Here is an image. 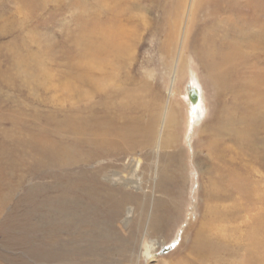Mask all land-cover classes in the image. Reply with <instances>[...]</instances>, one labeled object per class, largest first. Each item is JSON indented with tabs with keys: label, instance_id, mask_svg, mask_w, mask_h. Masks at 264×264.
Segmentation results:
<instances>
[{
	"label": "rangeland",
	"instance_id": "rangeland-1",
	"mask_svg": "<svg viewBox=\"0 0 264 264\" xmlns=\"http://www.w3.org/2000/svg\"><path fill=\"white\" fill-rule=\"evenodd\" d=\"M193 2L0 0V149L8 153L9 162L10 155L15 153L20 162L27 159L23 167L10 170L4 187L0 204V264H264V169L259 168L253 175L255 171L252 172L250 167L243 168L245 180L260 189L258 196L254 194L255 205L249 196H242L239 201L238 196L228 200L206 199L209 180L207 176H201V171L211 165V158L209 160L206 137L201 131L204 121L212 118L214 106L212 90L202 74L203 70L192 54L184 50ZM248 2L255 8L264 4V0ZM122 27L130 32L129 40L133 43L130 51L120 57L109 56L107 52L110 49H106L102 58L107 63L105 74L99 80L96 73L86 82L83 53L89 37L97 35L93 38L95 41L102 38L98 35L101 29L113 32L111 30ZM172 27L178 35L173 53L164 46L169 34L174 33ZM254 29H258V25ZM133 80H140L139 84L146 81L161 93L162 109L158 112L156 125V138L161 146L135 153L142 159L141 168L137 171H140V183L126 182L122 185L102 178L110 181L112 186H123L136 197L135 200L127 199L124 205L115 203L123 209L113 221L120 242L107 240L97 251L81 250L73 242L70 243L71 248H67L68 242H63L58 250L65 248L59 256L64 260H56L58 257L51 261L36 258L34 246L39 243L44 249H55L56 240L52 238L58 236V232L54 231L53 225L49 228L47 222L43 228L38 226V230V223L30 227H25V224L37 219L39 223L41 219L48 221L44 218L51 208V193L55 191L52 183H47L57 178V187H60L63 174L70 172V167H65L66 161L62 159L43 167L36 153L37 138H41L40 133H45L49 123L55 126L65 118L76 116L86 100L93 102V99H99L94 94L97 85L103 91L110 90L114 100L120 101L125 87ZM196 86L201 89L199 100L202 93L206 106L204 117L197 123L191 120V94ZM137 95V92L131 95V100L134 101ZM170 100L171 106H177L179 119L171 127L177 132L176 142L172 145L167 141L170 128L167 127L166 104ZM229 141L216 138L218 152L215 164L222 161L220 165L224 166L222 158L227 151L222 150V143L227 146ZM174 149L180 152L175 151L180 156L181 165L174 170V178L168 177L167 181L160 182V163L167 162ZM149 164L152 169H149ZM124 168L109 164L107 171L112 174L121 170L126 178L128 171L125 172ZM45 175H49L48 178ZM37 187L36 195L40 191L38 199L34 198L30 203ZM252 187L245 191H252ZM47 188L49 190L45 192ZM35 203L42 205L38 215L32 218L23 216ZM57 206L63 207L65 203L60 201ZM156 209L167 214V222L158 232L153 230L152 224ZM259 213L262 214L260 230L253 233L250 225ZM101 218L107 222L111 220L110 215H101ZM203 235L217 247L211 258L197 255V242ZM152 243V254L147 255L146 245Z\"/></svg>",
	"mask_w": 264,
	"mask_h": 264
},
{
	"label": "bare ground",
	"instance_id": "bare-ground-1",
	"mask_svg": "<svg viewBox=\"0 0 264 264\" xmlns=\"http://www.w3.org/2000/svg\"><path fill=\"white\" fill-rule=\"evenodd\" d=\"M193 1L192 19L186 31L185 38L188 40H185L184 50L192 54L197 65L203 70L202 74L205 75V80L212 90L214 106L212 118L204 121L201 131L204 133L203 137H206L207 154H210L206 155L209 160L211 158V165H208L206 170L201 169V176H207L209 180L206 199L208 201L228 200L230 197L238 196L237 201H239L243 199L240 197L249 196L253 200L252 205H255V196L259 195L260 189L253 182L245 180L243 168L250 167L252 172L255 171L253 175L257 170L259 171V168L264 169V4L261 8H255L250 7L248 0ZM257 25L258 29H254ZM111 31L113 32L103 28L98 34L102 38L93 41V38L97 36L94 35L86 42L83 53L86 82H89V77L95 76L96 73L99 80L105 74L107 63L105 64L102 58L106 49H110L107 52L109 56L113 54L121 57L133 46L129 40L130 32L125 27ZM172 32L174 37L170 33L167 43L164 41V46L173 53V46L178 35H175L173 27ZM168 62L170 64V60ZM182 63L185 62L182 61ZM139 81L129 82L120 101L114 100L110 90L103 91L97 85L94 94L99 99H93L95 100L93 102L86 100L82 110L76 116L65 118L55 126L49 123L46 131L44 130L45 133H40L41 138H37L36 153L43 167H49L56 160L62 159L66 161L65 167H70L68 168L70 172L63 174L60 187H57V178L47 183L49 185L52 183V190L55 191L51 193L53 198L49 204L51 208L44 218L48 221L41 219L44 222L40 220L39 223L37 219L38 221H29L25 224V227H30L38 223L36 226L38 230V226L43 228L47 222L49 228L53 225L54 231L58 232V236L52 238L56 240L54 247L52 244L55 249L50 250V247L44 249L45 247L43 248L39 243L34 246L33 253L36 258L51 261L58 257L56 260H64V257L59 256H62L61 252L65 248L58 250L63 242H68L67 248H71L70 243L73 242L84 251H97L103 242L110 239L120 242L113 221L119 217V214L121 215L123 209L121 210V206L118 208L115 203L121 202L124 205L127 199L135 200L136 197L124 190L126 188L123 189L121 185L112 186L108 180L122 185L126 182L140 183V171H137L141 168L142 159L135 153L161 146L156 138V125L159 121L157 116L162 109L161 97H159L161 93L156 88L154 90L150 87L146 81L142 84H139ZM194 81L199 82L197 78H194ZM136 92L138 95L132 101L130 96ZM199 92L201 89L196 86L191 94L193 103L191 120L196 123L204 117L206 112L205 100L202 93L199 100ZM172 94L173 92L170 95ZM171 104V100L166 104V107L168 105L166 115L167 127L170 128L167 141L172 145L176 142L177 132L171 127H174L179 119L177 106L174 104L171 106ZM217 137L230 140L227 146L222 143V150L225 153L227 151L224 157L220 154L223 157L224 166L220 165L222 161L220 164H215L214 161L217 159L218 152ZM0 150L3 151L0 152L1 204L10 170L14 167H23L27 159L22 156L24 158L22 163L15 153L14 156L10 155L11 162H9L7 161L8 153L4 149ZM175 151L177 150L174 149L169 154L167 162L160 163V182H164V179L168 177L174 178V170L181 165L178 155L180 152ZM149 155L152 156V154ZM124 159L125 161L122 162ZM36 164H38L37 161ZM109 164L125 166L124 171H128V176L125 174V178L121 170L109 173L107 171ZM148 167L152 169L151 164ZM45 176L48 178L49 175ZM102 178L108 180L103 181ZM250 186H253V190L245 191L250 189ZM59 188L61 192L57 190ZM37 189L38 187L30 197V203L34 198L38 199L40 191L36 195ZM44 190L46 192L49 188ZM60 201L65 203V206L58 207L57 204ZM240 202L236 204L240 205ZM41 206V203L30 205L23 216L35 217ZM101 215H110L111 220L104 221ZM166 216V212L162 214L161 210H155L153 230L158 232L164 228L167 222ZM261 217V213L254 216V224L251 222L250 225L253 233L259 232ZM65 232H68V235H65ZM75 235L76 239H73ZM109 235L112 236L109 237ZM207 237L203 235L197 242V255L200 258L209 256L211 258V255L217 251L216 245ZM125 246L126 244L123 245V249ZM153 249V243L146 245L147 255L152 254ZM70 255L68 256L71 257Z\"/></svg>",
	"mask_w": 264,
	"mask_h": 264
}]
</instances>
